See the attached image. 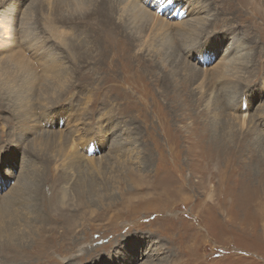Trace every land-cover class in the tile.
<instances>
[{
    "label": "rangeland",
    "instance_id": "374dc122",
    "mask_svg": "<svg viewBox=\"0 0 264 264\" xmlns=\"http://www.w3.org/2000/svg\"><path fill=\"white\" fill-rule=\"evenodd\" d=\"M198 2L207 33L146 43L125 0H0L83 56L46 43L73 80L47 111L8 64L0 264H264V0Z\"/></svg>",
    "mask_w": 264,
    "mask_h": 264
},
{
    "label": "bare ground",
    "instance_id": "6f19581e",
    "mask_svg": "<svg viewBox=\"0 0 264 264\" xmlns=\"http://www.w3.org/2000/svg\"><path fill=\"white\" fill-rule=\"evenodd\" d=\"M125 1L127 2V4L131 5L130 9H134H132L131 12L133 20L136 19V22H140V24L135 27V33H138L140 38L146 39V43H148L149 40H154L155 38H163V32H165V30L169 31V29L172 28H175L176 31L184 29V32L189 36V38H191V36L195 38L199 37L201 32L207 33L204 25H206L208 18L204 12L206 10L204 9V6H202V4L198 2L199 0H173L171 4H169L168 0ZM161 4H163L164 6L161 7ZM10 17L11 16H9V18L7 19L2 20V23H0V88L6 87L7 90V88L13 89L15 87L14 84H12L13 80L8 66V64H11L15 69H17L18 72H20V74L22 73L24 76H26V83L23 84V87H25V85L32 86L33 84H36L39 88L43 86L40 92L42 99L41 104L43 105V107H45L43 111H47L48 109H50L49 107L53 106L51 103L52 101L48 100L52 95L51 90L53 86L45 84L51 83L56 87L57 85L61 87L64 84L68 85L72 83L73 80L66 68V63L64 61L65 57L63 59V57L58 54L59 52H55V50L50 51L51 49L49 50L47 48L48 46H46V43L48 42V40L55 39L56 41H54V43L57 42L60 43V45H63L67 50V56L71 59L73 58L75 60H78L80 59V57L83 58V56H80V52L78 50V47L76 46V43H66V41L62 39V41L60 40V38L62 37V33L60 32L61 30L53 27L54 25L50 28H47V33L44 34L47 36H44L42 35L44 32L41 34L39 33V30V32L29 31V27L26 26L25 22H23V27L21 26L22 30L20 29L21 31L18 37L16 30H14V28L12 27V20ZM182 18L189 19H185L182 21ZM203 30H205L206 32ZM197 31L198 33L196 34V36H193ZM71 39L72 38L70 37V42ZM188 49L184 48V52H188ZM86 51L88 50L86 49ZM229 53V50H225V52H222V56H226ZM226 57L224 59H227ZM199 61L201 60L199 59ZM7 91L13 94V91ZM9 92L7 93L9 94ZM8 94L7 96H5L3 95V93H0V100L3 101L4 99L9 102ZM13 95L19 102L17 96L15 94ZM23 99L24 96L22 95V100ZM23 114L24 112H22V115ZM1 173L2 167L0 166V191H3L8 183H6L7 177H2ZM2 201L4 203H9L8 198L6 199V194L2 197Z\"/></svg>",
    "mask_w": 264,
    "mask_h": 264
},
{
    "label": "snow or ice",
    "instance_id": "6c2138e0",
    "mask_svg": "<svg viewBox=\"0 0 264 264\" xmlns=\"http://www.w3.org/2000/svg\"><path fill=\"white\" fill-rule=\"evenodd\" d=\"M168 2H169V4H171L173 2V0H168ZM160 6L163 7L164 5L161 4Z\"/></svg>",
    "mask_w": 264,
    "mask_h": 264
}]
</instances>
